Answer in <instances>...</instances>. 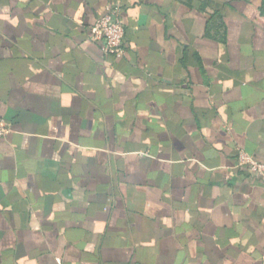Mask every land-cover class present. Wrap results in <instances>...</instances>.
I'll use <instances>...</instances> for the list:
<instances>
[{"label": "crops", "instance_id": "crops-1", "mask_svg": "<svg viewBox=\"0 0 264 264\" xmlns=\"http://www.w3.org/2000/svg\"><path fill=\"white\" fill-rule=\"evenodd\" d=\"M0 118V264H264V0H0Z\"/></svg>", "mask_w": 264, "mask_h": 264}, {"label": "built area", "instance_id": "built-area-1", "mask_svg": "<svg viewBox=\"0 0 264 264\" xmlns=\"http://www.w3.org/2000/svg\"><path fill=\"white\" fill-rule=\"evenodd\" d=\"M124 26L119 16V8L107 6L89 26V38L100 44L101 50L115 57H120L125 47L122 44ZM9 132L5 121L0 118V137ZM238 165L244 167L251 175L260 176L264 179V162L255 160L243 150L237 151Z\"/></svg>", "mask_w": 264, "mask_h": 264}]
</instances>
